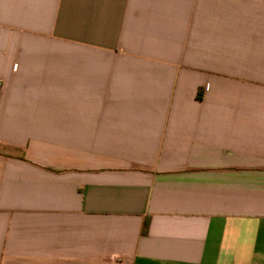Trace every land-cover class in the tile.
Here are the masks:
<instances>
[{
    "label": "crops",
    "instance_id": "1",
    "mask_svg": "<svg viewBox=\"0 0 264 264\" xmlns=\"http://www.w3.org/2000/svg\"><path fill=\"white\" fill-rule=\"evenodd\" d=\"M0 264H264V0H0Z\"/></svg>",
    "mask_w": 264,
    "mask_h": 264
},
{
    "label": "trees",
    "instance_id": "2",
    "mask_svg": "<svg viewBox=\"0 0 264 264\" xmlns=\"http://www.w3.org/2000/svg\"><path fill=\"white\" fill-rule=\"evenodd\" d=\"M147 228H148V221H146L144 224V228H143L144 233L147 231Z\"/></svg>",
    "mask_w": 264,
    "mask_h": 264
}]
</instances>
